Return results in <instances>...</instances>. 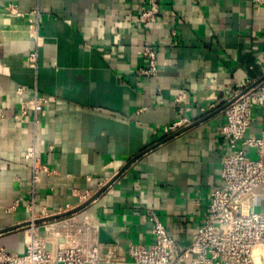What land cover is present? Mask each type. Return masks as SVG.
<instances>
[{
  "label": "crops",
  "instance_id": "obj_1",
  "mask_svg": "<svg viewBox=\"0 0 264 264\" xmlns=\"http://www.w3.org/2000/svg\"><path fill=\"white\" fill-rule=\"evenodd\" d=\"M158 2L145 26L138 17L149 0H0V246L8 252L25 253L32 199L36 214L50 215L36 221L52 227L41 230L49 251L63 248L73 221L88 219V237L127 260L110 264H131V245L155 241L149 211L160 216L176 256L192 243L222 186L228 95L247 79L264 82V6ZM9 5L23 16L8 14ZM33 12L40 46L29 30ZM146 41L157 49L152 76L139 74ZM35 95L48 99L37 124ZM180 115L190 125L166 135ZM263 130L264 108L256 107L247 137ZM67 208L81 209L54 218Z\"/></svg>",
  "mask_w": 264,
  "mask_h": 264
},
{
  "label": "built area",
  "instance_id": "obj_2",
  "mask_svg": "<svg viewBox=\"0 0 264 264\" xmlns=\"http://www.w3.org/2000/svg\"><path fill=\"white\" fill-rule=\"evenodd\" d=\"M254 4L264 6V0H251ZM8 14L23 16L14 6L7 7ZM159 13L158 0H149V7L141 12L138 22L148 25L156 19ZM30 33L40 46L39 13L30 16ZM145 67L139 70L142 76H152L157 71V49L149 41L144 43ZM37 49L30 54L29 62L36 64ZM23 90L18 89V94ZM187 94L177 98L181 101ZM48 99L35 95L33 99L34 123L39 122V116ZM211 104L208 109L214 108ZM256 107L264 108V82L247 79L237 84L228 95L227 107L224 110L226 122L220 128V134L226 140L229 153L224 158L221 173L222 186L212 194L208 213L200 226L192 243L180 256L174 254V240L169 235L160 216L147 212L152 223L155 238L150 247L131 245L127 256L131 264H186L195 255L191 264H264V212L258 211L256 203L264 192V130L260 137H247V131L252 124L253 112ZM202 108L201 111H206ZM28 116V107L21 108L22 122ZM191 121L183 115L164 129L166 135L178 132L190 125ZM249 150L255 152L252 157ZM34 156L29 153L26 157ZM46 170V168H45ZM34 181H38V171ZM86 197H81L84 202ZM34 199L29 202L32 211L30 225L25 227V253L20 255L8 252L0 246V264H110L127 263L124 257L116 253V248L105 246L88 236L93 230L90 220H75L65 234L63 248L53 252L46 248V236L41 230L51 234L49 223H37L50 217L47 212L36 214ZM73 208H67L56 216L66 214Z\"/></svg>",
  "mask_w": 264,
  "mask_h": 264
},
{
  "label": "water",
  "instance_id": "obj_3",
  "mask_svg": "<svg viewBox=\"0 0 264 264\" xmlns=\"http://www.w3.org/2000/svg\"><path fill=\"white\" fill-rule=\"evenodd\" d=\"M82 207H83V206H82ZM80 209H81V208H78L77 210H74L73 212H68V213H66V214H62V215L56 216V217H54V218H60V217L65 216V215L72 214V213H74V212H77V211L80 210Z\"/></svg>",
  "mask_w": 264,
  "mask_h": 264
},
{
  "label": "rangeland",
  "instance_id": "obj_4",
  "mask_svg": "<svg viewBox=\"0 0 264 264\" xmlns=\"http://www.w3.org/2000/svg\"><path fill=\"white\" fill-rule=\"evenodd\" d=\"M263 201H264V198H263ZM260 202H261V199L258 200V202L256 203V205L259 203L261 206L262 205L264 206V204H262V202L261 203ZM259 204H258V206H256L258 211L260 210ZM262 209H264V208H262Z\"/></svg>",
  "mask_w": 264,
  "mask_h": 264
}]
</instances>
